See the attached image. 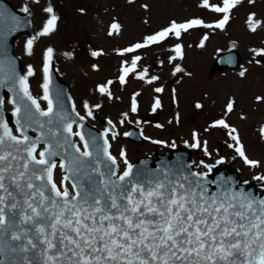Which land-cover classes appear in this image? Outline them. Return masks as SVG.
Instances as JSON below:
<instances>
[{"label": "rangeland", "instance_id": "1", "mask_svg": "<svg viewBox=\"0 0 264 264\" xmlns=\"http://www.w3.org/2000/svg\"><path fill=\"white\" fill-rule=\"evenodd\" d=\"M6 1L20 12L24 5L28 6L38 34L31 55L25 36L15 40L12 51L24 73L29 66L34 71L32 76L26 74L31 95L41 109H47L48 103L42 99V85L45 53L51 48V58L69 86L77 114L89 118L88 110L95 109V121L89 122L92 126L100 129L99 120L106 119L115 127V139L111 135L108 143L120 171H123L125 158L128 162L135 161L156 152L150 157L156 159V155H163L174 144L189 150L197 173L208 174L204 164L220 168L229 166L238 172L241 180L248 181V185L261 183L258 192L263 194L264 179L254 177H264V64L256 58L258 52L264 53V0H242L228 14L229 20L222 29L193 27L181 32L179 38L170 34L160 43L134 52L123 50L144 43L146 37L168 28L173 21L181 24L199 19L204 24L215 25L224 13L213 11L212 6H223V0H209V7L203 6V0ZM49 6L53 13L44 11ZM52 15L58 17L55 30L46 36L40 35ZM114 24L119 27L113 28ZM253 24L255 32L251 30ZM201 42L203 47L199 46ZM177 44L182 46V59L174 50ZM229 48H235L241 57L239 68L232 71L224 68L222 72L212 70L218 55ZM93 53H98L96 59ZM135 56L141 59L122 84V69L130 68ZM174 56L176 59H171ZM177 66L183 71L175 72ZM141 74L143 79L139 78ZM152 77L157 79L152 80ZM101 87L107 88V92L102 93ZM157 88L163 91L157 92ZM133 99L136 111H132ZM157 100L161 110L159 127L142 119L152 112ZM229 102H233L231 112L227 111ZM5 108L12 110L8 102ZM221 119L228 128L212 127ZM130 124L142 132L147 143L125 140L123 136ZM232 128L236 132L230 134ZM13 132L16 134L15 129ZM193 133L201 143L200 148L191 147L195 143ZM232 136L239 137L245 155L259 161L258 166L245 163L236 152L239 145ZM152 141L162 143H156V148L150 144ZM122 150L125 157L120 156ZM221 159L223 163L218 164Z\"/></svg>", "mask_w": 264, "mask_h": 264}, {"label": "snow or ice", "instance_id": "2", "mask_svg": "<svg viewBox=\"0 0 264 264\" xmlns=\"http://www.w3.org/2000/svg\"><path fill=\"white\" fill-rule=\"evenodd\" d=\"M35 2L39 3V0ZM241 2L223 0V6L213 5V11L224 13L215 25L204 24L199 19L181 24L173 21L168 28L146 37L144 43H137L123 51L134 52L150 44H158L170 34L179 38L181 32L193 27L222 29L229 20L228 14ZM203 6L209 7V0H203ZM21 10L29 12L27 5ZM44 11L53 13V8L49 6ZM2 16L0 13V18ZM57 19L56 15H52L40 35L46 36L54 31ZM252 19L250 16V23ZM112 27L119 26L114 24ZM251 30L256 31L255 24ZM32 45L33 41L29 40L26 45L29 55L32 54ZM199 46L203 47V42ZM174 50L182 59V46L177 44ZM52 51L48 48L45 53L42 99L48 102L46 110L41 109L40 103L31 95L27 78L20 77L24 97L30 101L35 113L49 118V124L53 122L54 114L47 77ZM140 59L135 56L131 67L122 69V84L125 76L135 71L136 62ZM144 71L146 73L147 69ZM182 71L179 66L175 68V72ZM27 75H34L31 66ZM240 75L244 76V72ZM139 78L143 79V74ZM155 79L157 77H152V80ZM100 91L107 92V88L101 87ZM156 91L163 89L157 88ZM159 104L157 100L154 110ZM196 106L201 107L199 104ZM232 110L233 102H229L227 111ZM132 111H136L135 99ZM20 113L21 108L17 106L14 115L19 116ZM55 115L65 120L62 114ZM72 123L67 122L63 131L79 136L83 141V151L65 137L64 143L79 155H73L71 163L66 159L59 162L61 169L72 173L71 190L64 184L69 176L63 177L60 186L53 178L57 167L54 158L61 155L57 149L64 148V144L54 146L45 139L43 132L38 138H31L24 134V126L19 120L17 124L21 136L14 135L6 123L0 124L3 129L0 133V264H9L7 258L17 255L20 260L16 264H264V199L236 192L223 184L219 194H212L204 183L207 173L192 171L171 179L170 169L165 167L161 169L162 178L140 179L126 158L125 169L118 172L117 158L108 151L110 145L107 139L103 154L111 166L116 167L109 166L107 175L99 167L93 168L81 178V158L91 159L93 152L89 150L90 143L83 133H73ZM39 126L43 128L44 124ZM216 126L229 127L223 119L212 125ZM48 131L56 136L60 130L49 128ZM234 132L236 129L232 128L230 134ZM193 138L195 143L191 147L200 148L201 143L195 133ZM232 139L239 145L236 152L245 163L258 166L259 161L250 160L245 155L239 137L232 136ZM41 144L45 146L38 151ZM204 151L207 153L206 141ZM120 156H126L123 150ZM217 163H223V160ZM204 167L210 172L213 166L204 164ZM92 173L97 174L100 180L98 185L89 187ZM254 179L264 177L256 176Z\"/></svg>", "mask_w": 264, "mask_h": 264}, {"label": "water", "instance_id": "3", "mask_svg": "<svg viewBox=\"0 0 264 264\" xmlns=\"http://www.w3.org/2000/svg\"><path fill=\"white\" fill-rule=\"evenodd\" d=\"M0 13L3 14L0 18V100L3 101L0 104V124L6 123L13 133V128L17 131L18 136H21V131L18 130L17 121L24 126L23 132L33 139L40 136V133L45 134V139L50 140L55 146L57 143L64 144V148L57 149L61 152V155L55 157L56 161L66 159L69 163L72 161L73 155H79L74 152V149L64 143L65 137L68 141L77 145L74 142V136L63 131L64 125L67 122H73L72 127L76 126L77 131L84 134L85 139L90 143V151L93 152L91 159L81 158L83 164L81 165V178L87 173H90L93 168L99 167V169L105 174H109V166L111 162L103 154L104 141L107 135L115 133V127L106 120L100 119L99 122L104 127V130H99L94 126L86 122L85 119L81 120V117L77 115L73 109V102L69 94V86L61 79L57 72L55 61L49 58L48 61V86L49 96L53 100L54 114L52 117V123L49 124L48 117H40L38 113H35V109L31 106L30 101L23 95L22 86L20 84V77H26L21 71V64L19 59L13 55L14 40L21 35H27V40H32L33 43L37 41V34L33 28V22L30 12L24 13L13 8L6 0H0ZM15 17V19H13ZM235 48H231L223 53H220L216 58L212 70L216 72H222L224 68L228 70H236L241 63V57L237 54ZM224 60L226 61L224 63ZM257 60L264 64V54L258 53ZM46 75V74H45ZM8 100L13 107L12 112H6L5 101ZM12 101H16L14 104ZM19 106L21 113L19 116L14 115L15 108ZM93 110L91 114H93ZM55 113H60L65 117V120H60ZM160 108L155 107L153 111L144 116L145 121L152 124L159 123ZM94 116V115H92ZM40 123L44 124L43 128H40ZM82 125V127H81ZM127 133L125 135L126 140L130 142H144L145 138L142 136L140 130L134 125L127 126ZM49 128L53 131L59 129V134L53 136L49 132ZM3 129L0 128V133ZM105 132L107 135L105 136ZM79 137V136H78ZM80 139V138H79ZM81 141V140H80ZM83 146V141H81ZM44 144L38 145V148L43 147ZM66 149V151H65ZM99 161V163H97ZM134 166V172L139 174L140 179L156 178L160 176L162 178V168L170 169L171 179H175L182 174H188L192 171L196 172L190 153L188 149L171 148L167 150L163 155H156V159L153 160L150 157L142 158L131 163ZM118 165V164H117ZM116 167V166H111ZM119 172V166H118ZM64 176H69L68 180L71 185L72 173L67 169H62ZM92 184L89 187L98 185L100 177L92 173L90 176ZM115 179V177H113ZM205 185L212 194H219L221 191L220 185L225 187H231L236 192H244L250 196H254L257 199H264V192L259 194L258 189L260 187L257 183H251L248 185V181H242L237 171H232L229 166L220 168L218 166L213 167L207 174ZM32 255V254H29ZM9 264H16L20 260V256H9Z\"/></svg>", "mask_w": 264, "mask_h": 264}, {"label": "flooded vegetation", "instance_id": "4", "mask_svg": "<svg viewBox=\"0 0 264 264\" xmlns=\"http://www.w3.org/2000/svg\"><path fill=\"white\" fill-rule=\"evenodd\" d=\"M90 110L91 109H89L88 110V116H89V118H87V121L88 122H90V121H92V122H94L95 121V118H91V115H89V112H90ZM95 110V109H94ZM96 112H97V110H95V112H94V114L96 115ZM143 119V118H142ZM144 142H148V140H146V141H144ZM151 145H153L154 147H156L157 148V144L156 143H150ZM173 147H177V145H171L170 147H169V149L170 148H173ZM168 149V148H167ZM167 149H164V151L165 150H167ZM155 153L156 152H152L151 154H147L146 156H141V157H139V159L140 158H144V157H152L153 158V156L155 155ZM138 160V159H137ZM130 162H133V160L132 161H129V163ZM125 168V167H124ZM63 173H62V170H61V168L59 167V161H57V167H56V169L54 170V174H53V178H54V181L57 183V185L58 186H60V184H61V181L63 180ZM64 184L71 190V187H70V185H69V183H68V181H64Z\"/></svg>", "mask_w": 264, "mask_h": 264}, {"label": "trees", "instance_id": "5", "mask_svg": "<svg viewBox=\"0 0 264 264\" xmlns=\"http://www.w3.org/2000/svg\"><path fill=\"white\" fill-rule=\"evenodd\" d=\"M199 29V28H198ZM147 78V77H146Z\"/></svg>", "mask_w": 264, "mask_h": 264}]
</instances>
